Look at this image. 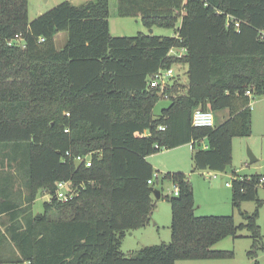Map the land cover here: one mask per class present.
<instances>
[{
  "label": "trees",
  "instance_id": "1",
  "mask_svg": "<svg viewBox=\"0 0 264 264\" xmlns=\"http://www.w3.org/2000/svg\"><path fill=\"white\" fill-rule=\"evenodd\" d=\"M117 14L174 35L112 37L109 0L64 1L32 21L28 0H0V264L227 260L233 252L212 247L243 230L258 264L262 175L233 172L231 207L243 220L236 224L233 215L196 216L188 177L159 174L147 158L191 144L193 171L226 172L233 139L251 135V102L264 97V0H118ZM61 32L68 39L57 50ZM181 65L185 84L174 77L162 92L150 88L157 71ZM165 95L170 104L154 117ZM197 109L228 115L194 127ZM85 157L90 166L76 163ZM155 173L178 190L160 192L170 205V242L126 255L125 235L151 223L159 178L147 181ZM60 182L71 183L72 200L57 199ZM39 192L49 200L36 216ZM245 202L256 209L242 212Z\"/></svg>",
  "mask_w": 264,
  "mask_h": 264
},
{
  "label": "rangeland",
  "instance_id": "2",
  "mask_svg": "<svg viewBox=\"0 0 264 264\" xmlns=\"http://www.w3.org/2000/svg\"><path fill=\"white\" fill-rule=\"evenodd\" d=\"M64 1H69L75 6L84 4L87 0H28V18L30 21L44 14L53 7ZM117 1L109 0V32L112 37H133L138 33L149 34L150 31L155 36H173L174 29H163L154 27L152 30L145 28L138 17H119L117 14ZM180 25L177 22L176 27ZM68 35L61 32L56 35L54 45L57 50H61L66 44ZM177 67L172 71L173 76L178 77L183 84L186 80L184 74L176 76ZM182 93V92H181ZM170 104L169 99H160L153 108L152 115L156 117L160 111ZM252 129L248 138H236L232 146V163L225 173H218L216 179L207 178L202 175V171H193L192 147L186 146L184 149L163 150L157 154L148 157L155 172L166 174L173 170L183 171L188 177L191 185L195 189V210L196 216H227L233 215L236 224L243 223L237 210L231 207V190L225 186L230 183L232 172L239 175L259 174L264 175V97H258L251 102ZM218 122V120H217ZM250 150L257 160L250 163L247 150ZM212 175L215 172H210ZM155 188L159 190L163 196H172L174 186L168 180L161 181L158 177ZM193 188V187H192ZM258 198L261 200L262 206L259 209V218L257 224L261 229L262 239L264 241V187H259ZM49 200V196L39 192L33 203L32 211L34 214H42L43 203ZM155 209L152 212L155 220L151 219V223L145 229L129 232L122 240L121 251L129 255L142 247L159 245L161 243L170 242V222L171 212L170 205L165 199H154ZM256 209L253 202H245L241 206V211L252 213ZM236 239L226 238L212 249L218 251H231L234 254L232 259L218 261H178L176 264H255V261L247 256V252L251 246V240L246 238L248 232L243 230L238 233ZM256 261L258 264H264V251L258 253Z\"/></svg>",
  "mask_w": 264,
  "mask_h": 264
},
{
  "label": "built area",
  "instance_id": "3",
  "mask_svg": "<svg viewBox=\"0 0 264 264\" xmlns=\"http://www.w3.org/2000/svg\"><path fill=\"white\" fill-rule=\"evenodd\" d=\"M239 23L235 22V27L238 28ZM18 37V36H17ZM16 37V42H19L18 38ZM14 42L10 41L8 42V45H13ZM185 54V50L181 49L177 51L176 49H171L169 51V55L176 56L178 58L182 57ZM172 69L169 70H159L156 72V74L153 76V78L149 81V86L150 88H160L161 92L164 91L166 88L167 84L171 82V80L175 77L173 76ZM246 96H250V93L247 91L245 93ZM166 98V95L164 96ZM192 125L194 127H200V128H212L214 127V115L210 111H202L201 109H197L194 111L192 115ZM160 130H164L163 127H160ZM206 148V147H205ZM68 155V153L66 154ZM85 160V163L87 166H90V161L85 157L83 160L78 159L76 163L83 162ZM158 177L157 173H155L152 177V179L147 181V184L151 185ZM258 185L260 187H264V176H261L258 180ZM227 186H231V183L227 184ZM173 194L176 196L178 195V190L177 188H174ZM75 195V192L71 190V183L70 182H60L57 185L56 189V197L58 200L62 202H67L69 200H72ZM29 264V263H25Z\"/></svg>",
  "mask_w": 264,
  "mask_h": 264
},
{
  "label": "crops",
  "instance_id": "4",
  "mask_svg": "<svg viewBox=\"0 0 264 264\" xmlns=\"http://www.w3.org/2000/svg\"><path fill=\"white\" fill-rule=\"evenodd\" d=\"M177 72L178 73H176V76H180V79H181V76H182V74H184L185 73V71H186V67L185 66H178L177 67ZM178 78V77H177ZM185 82L183 83V84H185L186 83V80H184ZM214 115V114H213ZM227 115H228V113H227V111H223V112H220V113H218V115L216 116V115H214V124L217 122V119H218V123H222V122H224L225 121V119H226V117H227ZM236 139V138H235ZM235 139H233V141H232V146H233V143H234V140ZM186 146H191V144H187V145H183V146H181V147H179V148H182V149H184ZM192 147V146H191ZM179 148H175V149H179ZM171 150H173V149H171ZM233 152V151H232ZM192 153H193V148H192ZM147 161H148V158H147ZM255 162H257V160L255 161ZM255 162H253V163H255ZM234 172V171H233ZM233 172H232V175H231V177H230V183H231V179L233 178ZM159 173V172H158ZM170 173H183V171L181 172V171H177V170H173L172 172H170ZM234 173H236V172H234ZM184 174V173H183ZM206 175V177L207 178H214V179H216L217 178V175L216 174H218L217 172L215 173V174H211L210 172H207V171H205V172H202V175ZM237 174V176H239V177H250L251 175H254V174H250V175H239L238 173H236ZM259 175V174H258ZM262 176H264V175H262ZM227 184H229L228 182H226L225 183V186L226 187H229L230 188V186H227ZM192 187H193V194H194V199H195V189H194V185H192ZM153 200H154V198H153ZM243 205V204H242ZM241 205V206H242ZM151 219L152 220H155V218L153 217V215H151Z\"/></svg>",
  "mask_w": 264,
  "mask_h": 264
},
{
  "label": "water",
  "instance_id": "5",
  "mask_svg": "<svg viewBox=\"0 0 264 264\" xmlns=\"http://www.w3.org/2000/svg\"><path fill=\"white\" fill-rule=\"evenodd\" d=\"M152 32L150 31L149 34H151ZM247 156H248V159H249V162L250 163H253L256 161V159L254 158L252 152L248 149L247 150ZM151 193H152V196L154 199L158 200L160 199V191L159 190H156L154 188L151 189ZM39 214H36V216H38Z\"/></svg>",
  "mask_w": 264,
  "mask_h": 264
}]
</instances>
